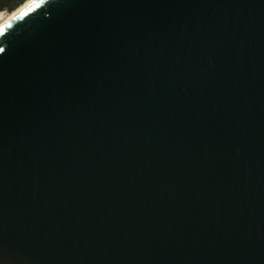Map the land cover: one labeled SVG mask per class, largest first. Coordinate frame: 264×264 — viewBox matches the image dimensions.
<instances>
[{
  "label": "water",
  "instance_id": "obj_1",
  "mask_svg": "<svg viewBox=\"0 0 264 264\" xmlns=\"http://www.w3.org/2000/svg\"><path fill=\"white\" fill-rule=\"evenodd\" d=\"M0 264H264V0L0 29Z\"/></svg>",
  "mask_w": 264,
  "mask_h": 264
},
{
  "label": "bare ground",
  "instance_id": "obj_2",
  "mask_svg": "<svg viewBox=\"0 0 264 264\" xmlns=\"http://www.w3.org/2000/svg\"><path fill=\"white\" fill-rule=\"evenodd\" d=\"M36 1L37 0H28L25 4H23L21 7L16 9L14 12L8 14L7 16L0 14V29H2L5 25L11 22L14 18L20 15L23 11H25L27 8L33 5Z\"/></svg>",
  "mask_w": 264,
  "mask_h": 264
},
{
  "label": "trees",
  "instance_id": "obj_3",
  "mask_svg": "<svg viewBox=\"0 0 264 264\" xmlns=\"http://www.w3.org/2000/svg\"><path fill=\"white\" fill-rule=\"evenodd\" d=\"M28 0H0V14L6 12L8 14L25 4Z\"/></svg>",
  "mask_w": 264,
  "mask_h": 264
},
{
  "label": "rangeland",
  "instance_id": "obj_4",
  "mask_svg": "<svg viewBox=\"0 0 264 264\" xmlns=\"http://www.w3.org/2000/svg\"><path fill=\"white\" fill-rule=\"evenodd\" d=\"M1 14H3L4 16H7L8 15V13H6V12H2Z\"/></svg>",
  "mask_w": 264,
  "mask_h": 264
}]
</instances>
